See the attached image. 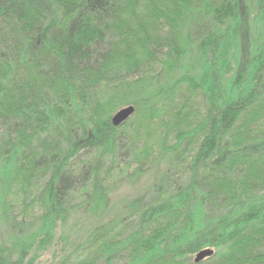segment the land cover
I'll return each instance as SVG.
<instances>
[{"label": "trees", "instance_id": "trees-1", "mask_svg": "<svg viewBox=\"0 0 264 264\" xmlns=\"http://www.w3.org/2000/svg\"><path fill=\"white\" fill-rule=\"evenodd\" d=\"M42 258L264 264V0H0V264Z\"/></svg>", "mask_w": 264, "mask_h": 264}, {"label": "water", "instance_id": "water-1", "mask_svg": "<svg viewBox=\"0 0 264 264\" xmlns=\"http://www.w3.org/2000/svg\"><path fill=\"white\" fill-rule=\"evenodd\" d=\"M133 113H134V107L132 106H127L122 108L118 110L116 113H114V115L111 117V124L114 127H118L121 124H123L128 118H130ZM210 254L211 251L209 250L200 251L195 255L194 262L198 263L199 261L209 256Z\"/></svg>", "mask_w": 264, "mask_h": 264}, {"label": "rangeland", "instance_id": "rangeland-1", "mask_svg": "<svg viewBox=\"0 0 264 264\" xmlns=\"http://www.w3.org/2000/svg\"><path fill=\"white\" fill-rule=\"evenodd\" d=\"M122 108H124V107H122ZM122 108H120V109H122ZM120 109H118V110H120ZM117 110V111H118ZM117 111H115L114 113H116ZM114 113L111 115V117L114 115ZM111 117H110V120H111ZM142 131H143V133H145V130H143L142 129ZM145 136H148V135H145ZM150 141H151V139H150ZM127 193V190H125V189H122V190H119L118 191V193L116 194L118 197H120V196H123L124 194H126ZM45 260L42 258V259H39L38 261H36V264H45ZM47 263V262H46Z\"/></svg>", "mask_w": 264, "mask_h": 264}]
</instances>
